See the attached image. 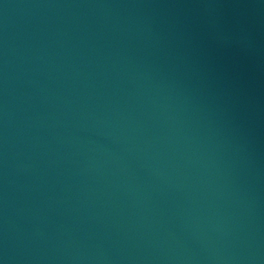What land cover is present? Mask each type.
I'll return each instance as SVG.
<instances>
[{
	"label": "water",
	"instance_id": "95a60500",
	"mask_svg": "<svg viewBox=\"0 0 264 264\" xmlns=\"http://www.w3.org/2000/svg\"><path fill=\"white\" fill-rule=\"evenodd\" d=\"M0 264H264V0H0Z\"/></svg>",
	"mask_w": 264,
	"mask_h": 264
}]
</instances>
